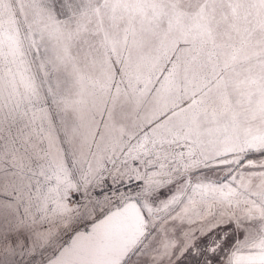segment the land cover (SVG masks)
<instances>
[{
  "label": "snow or ice",
  "instance_id": "1",
  "mask_svg": "<svg viewBox=\"0 0 264 264\" xmlns=\"http://www.w3.org/2000/svg\"><path fill=\"white\" fill-rule=\"evenodd\" d=\"M0 264H264V0H0Z\"/></svg>",
  "mask_w": 264,
  "mask_h": 264
}]
</instances>
